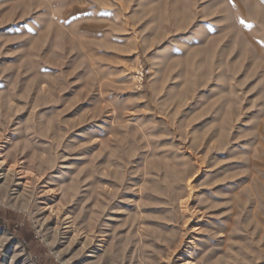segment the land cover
Returning <instances> with one entry per match:
<instances>
[{
	"label": "rangeland",
	"instance_id": "rangeland-1",
	"mask_svg": "<svg viewBox=\"0 0 264 264\" xmlns=\"http://www.w3.org/2000/svg\"><path fill=\"white\" fill-rule=\"evenodd\" d=\"M2 157L0 264H264V0H0Z\"/></svg>",
	"mask_w": 264,
	"mask_h": 264
},
{
	"label": "bare ground",
	"instance_id": "bare-ground-1",
	"mask_svg": "<svg viewBox=\"0 0 264 264\" xmlns=\"http://www.w3.org/2000/svg\"><path fill=\"white\" fill-rule=\"evenodd\" d=\"M15 167H18V165H13L10 166L4 157L1 158V162H0V172H1V179L4 181L3 185L4 187H6L9 183V181L11 180V178H13L16 174H17V168L15 169ZM19 169V168H18ZM20 172H22V174H25V170L23 167H20ZM73 224V223H72ZM71 223V227L73 226Z\"/></svg>",
	"mask_w": 264,
	"mask_h": 264
}]
</instances>
